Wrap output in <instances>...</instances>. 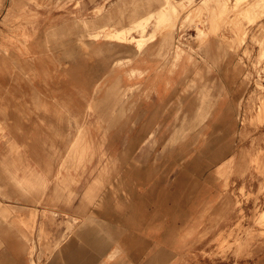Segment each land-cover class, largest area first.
<instances>
[{
  "label": "crops",
  "instance_id": "1",
  "mask_svg": "<svg viewBox=\"0 0 264 264\" xmlns=\"http://www.w3.org/2000/svg\"><path fill=\"white\" fill-rule=\"evenodd\" d=\"M218 43L206 62L188 55L173 62L158 33L143 52L137 43L101 41L85 66L83 101L73 63L57 73L52 59L38 62L35 92L22 87L27 104L12 121L21 131L20 177L36 179V194L45 179L52 195L60 177L73 182L70 147L82 130L84 147L94 150L82 192L98 189L100 198L98 205H21V222L37 229L36 251L30 239L5 238L4 264H219L211 233L242 194L264 189V127L253 125L251 106L243 105V67L234 56L220 59ZM60 147H68L63 171ZM63 222L74 232L59 244L54 229ZM258 254L263 261L264 246Z\"/></svg>",
  "mask_w": 264,
  "mask_h": 264
},
{
  "label": "rangeland",
  "instance_id": "2",
  "mask_svg": "<svg viewBox=\"0 0 264 264\" xmlns=\"http://www.w3.org/2000/svg\"><path fill=\"white\" fill-rule=\"evenodd\" d=\"M147 20L150 22L144 31L139 24ZM112 32L120 36L108 40ZM157 33L166 38L164 52L170 53L173 62L181 55L206 62L211 57V42L218 41V57L234 56L243 67V83L248 89L243 105L251 106L253 125L264 127V0H0V264H4L5 238L18 242L20 237L30 239L31 254L36 251L37 229L30 226L31 222H21V205H98L100 198L98 189L82 192L85 164L94 153L84 147L82 130H77L75 146L70 147L76 169L73 182L60 177L59 188L52 195V184L45 179L43 194H36V179L20 177L21 131L12 121L18 123L20 106L27 104L22 87L31 85L35 92L38 62L52 59L57 73L65 64L73 63L77 83L81 84L76 96L83 101L85 93L89 94L83 88L85 66L101 53L99 42H121L132 48L139 39ZM107 52L111 51H103ZM79 120L82 118L77 117ZM192 132L193 128L187 130ZM67 149L60 147L62 171L67 168L63 160ZM36 198L41 199L36 203ZM239 200L235 211L224 213L225 223L211 233L218 237L214 255L219 264H264L258 258L264 246V189L258 194H242ZM248 200H253V205H244ZM44 215L52 217L51 213ZM52 215H59L61 221L69 218L68 213ZM86 223L80 220L79 225ZM52 230L43 229L40 235L52 236ZM54 232L59 237L56 241L64 244L73 235L74 226L65 222Z\"/></svg>",
  "mask_w": 264,
  "mask_h": 264
},
{
  "label": "bare ground",
  "instance_id": "3",
  "mask_svg": "<svg viewBox=\"0 0 264 264\" xmlns=\"http://www.w3.org/2000/svg\"><path fill=\"white\" fill-rule=\"evenodd\" d=\"M163 14H165V12H162ZM149 22H150V20H147L146 22H141L140 24H139V26H141V27H143V29H144V31H146L147 30V28H148V25H149ZM120 36V34H118V33H114V32H112L108 37H107V39L108 40H110V39H112V38H114V37H119ZM156 37V35H152V37H150V36H146V37H143L142 39H139L138 40V46H139V48H140V50H139V52H143L144 50V47L145 46H147V44L148 43H150L154 38ZM137 47V46H136ZM264 169V168H263ZM242 243H244V242H242ZM239 244H241V242L239 243ZM244 245V244H243ZM243 245H241V246H243ZM232 248H234V247H232ZM245 249V248H244ZM230 250V249H229ZM241 250V249H240ZM243 250V249H242ZM221 251V250H220ZM236 252H237V249H236Z\"/></svg>",
  "mask_w": 264,
  "mask_h": 264
}]
</instances>
